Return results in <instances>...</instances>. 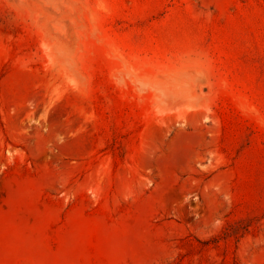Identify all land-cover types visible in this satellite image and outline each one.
I'll return each mask as SVG.
<instances>
[{
    "label": "rangeland",
    "instance_id": "374dc122",
    "mask_svg": "<svg viewBox=\"0 0 264 264\" xmlns=\"http://www.w3.org/2000/svg\"><path fill=\"white\" fill-rule=\"evenodd\" d=\"M0 264H264V0H0Z\"/></svg>",
    "mask_w": 264,
    "mask_h": 264
}]
</instances>
